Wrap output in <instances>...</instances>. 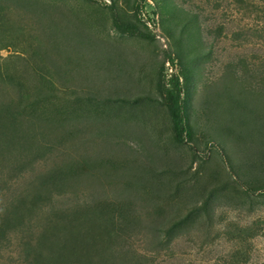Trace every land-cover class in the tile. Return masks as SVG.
<instances>
[{
  "label": "rangeland",
  "instance_id": "rangeland-1",
  "mask_svg": "<svg viewBox=\"0 0 264 264\" xmlns=\"http://www.w3.org/2000/svg\"><path fill=\"white\" fill-rule=\"evenodd\" d=\"M0 264H264V0H0Z\"/></svg>",
  "mask_w": 264,
  "mask_h": 264
},
{
  "label": "trees",
  "instance_id": "trees-1",
  "mask_svg": "<svg viewBox=\"0 0 264 264\" xmlns=\"http://www.w3.org/2000/svg\"><path fill=\"white\" fill-rule=\"evenodd\" d=\"M109 9L111 11L112 21L116 27V29L122 33H129L131 35L139 34L142 37H148L149 35L137 31L134 27L129 25L127 22L121 21L119 15L117 14L113 5H109ZM167 58L169 61L174 64L175 58L171 56V54L167 53ZM163 69L159 70V79L158 86L166 87L167 91V100L169 106V113L172 121V131L174 135V139L178 143H187L190 139L191 130L185 120V111H184V103H183V85L182 80L180 79L179 74L171 73L167 78L166 83L162 81L163 77ZM192 151L197 155V151L193 147L192 144L189 145ZM262 189L259 188H245V191L250 193H257Z\"/></svg>",
  "mask_w": 264,
  "mask_h": 264
}]
</instances>
